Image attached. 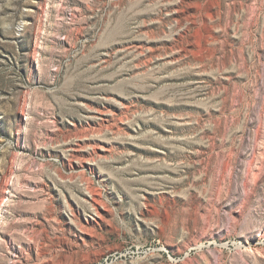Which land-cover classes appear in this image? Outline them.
Returning a JSON list of instances; mask_svg holds the SVG:
<instances>
[{
  "label": "rangeland",
  "instance_id": "rangeland-1",
  "mask_svg": "<svg viewBox=\"0 0 264 264\" xmlns=\"http://www.w3.org/2000/svg\"><path fill=\"white\" fill-rule=\"evenodd\" d=\"M0 264H264V0H0Z\"/></svg>",
  "mask_w": 264,
  "mask_h": 264
},
{
  "label": "bare ground",
  "instance_id": "bare-ground-1",
  "mask_svg": "<svg viewBox=\"0 0 264 264\" xmlns=\"http://www.w3.org/2000/svg\"><path fill=\"white\" fill-rule=\"evenodd\" d=\"M87 195H88V197L92 198V196L90 194H87Z\"/></svg>",
  "mask_w": 264,
  "mask_h": 264
}]
</instances>
